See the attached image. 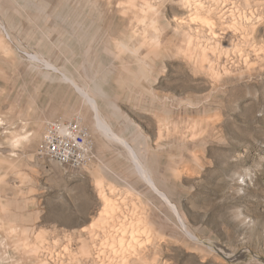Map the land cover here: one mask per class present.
<instances>
[{"label": "rangeland", "instance_id": "1", "mask_svg": "<svg viewBox=\"0 0 264 264\" xmlns=\"http://www.w3.org/2000/svg\"><path fill=\"white\" fill-rule=\"evenodd\" d=\"M0 264H264V0H0Z\"/></svg>", "mask_w": 264, "mask_h": 264}, {"label": "built area", "instance_id": "2", "mask_svg": "<svg viewBox=\"0 0 264 264\" xmlns=\"http://www.w3.org/2000/svg\"><path fill=\"white\" fill-rule=\"evenodd\" d=\"M87 130L78 122L48 124L44 136V152L54 162L80 166L85 162L82 144ZM81 145V146H80Z\"/></svg>", "mask_w": 264, "mask_h": 264}, {"label": "bare ground", "instance_id": "3", "mask_svg": "<svg viewBox=\"0 0 264 264\" xmlns=\"http://www.w3.org/2000/svg\"><path fill=\"white\" fill-rule=\"evenodd\" d=\"M202 18V17H201ZM202 23H207L208 24V20L206 19H201ZM105 129H108V127L105 125V123H102V125ZM147 172L144 170V174H146ZM146 177L150 180L151 184L152 180L148 177V175L146 174ZM164 196V195H163ZM165 197V196H164ZM117 232L120 234L121 237H119L120 241H124V239L126 238L125 236H129V244H131L132 242H137V236H136V232L132 229L130 232H127L125 230H120L118 229Z\"/></svg>", "mask_w": 264, "mask_h": 264}]
</instances>
